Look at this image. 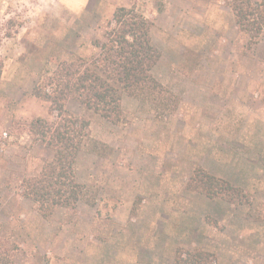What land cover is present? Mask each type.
<instances>
[{
    "label": "rangeland",
    "instance_id": "1",
    "mask_svg": "<svg viewBox=\"0 0 264 264\" xmlns=\"http://www.w3.org/2000/svg\"><path fill=\"white\" fill-rule=\"evenodd\" d=\"M228 3L0 0V236L18 245L13 264H178L193 248L211 264H264V35L249 42ZM120 6L152 22L151 73L179 104L164 112L124 94L115 124L69 99L90 121L76 157L87 187L43 218L21 182L52 157L29 124L56 112L32 87L57 60L97 55L92 40ZM198 166L248 202L186 188Z\"/></svg>",
    "mask_w": 264,
    "mask_h": 264
},
{
    "label": "trees",
    "instance_id": "2",
    "mask_svg": "<svg viewBox=\"0 0 264 264\" xmlns=\"http://www.w3.org/2000/svg\"><path fill=\"white\" fill-rule=\"evenodd\" d=\"M237 29L249 42L264 35V0H229ZM152 22L131 8H116L101 37L92 40L97 55H75L57 60L32 87L36 98L49 103L56 116L52 120L36 117L30 132L52 151L39 171L24 177L22 195L31 200L39 214L48 218L57 207H74L82 198L86 184L76 177V157L89 135L90 121L70 112L66 103L77 101L112 123L123 117L121 99L127 96L152 103L156 109L171 112L179 97L151 73L160 57L150 35ZM186 188L206 197L221 198L229 203H247L243 189L229 181L196 167ZM92 202V201H91ZM18 245L0 236V264H13ZM177 254L178 264H211V254L200 248Z\"/></svg>",
    "mask_w": 264,
    "mask_h": 264
}]
</instances>
